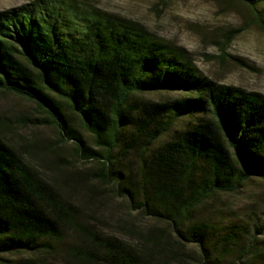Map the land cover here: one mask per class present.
Here are the masks:
<instances>
[{
    "label": "trees",
    "instance_id": "16d2710c",
    "mask_svg": "<svg viewBox=\"0 0 264 264\" xmlns=\"http://www.w3.org/2000/svg\"><path fill=\"white\" fill-rule=\"evenodd\" d=\"M237 1L264 32V0ZM226 47L221 58L251 68ZM0 93L34 105L22 127H52L89 164L48 174L0 116V264H264V217L216 205L264 182V94L202 75L182 46L79 0L0 11ZM111 198L148 224L105 229L94 211Z\"/></svg>",
    "mask_w": 264,
    "mask_h": 264
},
{
    "label": "rangeland",
    "instance_id": "374dc122",
    "mask_svg": "<svg viewBox=\"0 0 264 264\" xmlns=\"http://www.w3.org/2000/svg\"><path fill=\"white\" fill-rule=\"evenodd\" d=\"M34 0H0V11L18 7ZM83 4L97 6L99 9L132 18L146 26L157 37L182 46L190 53L200 73L221 84H232L250 92L264 94V32L251 22L249 10L237 0H79ZM264 9V3L259 9ZM242 30L231 39L229 45L224 41L229 31ZM231 56L243 59L247 68L227 57L221 58V48ZM0 116L7 117L17 124L18 143L26 144L31 156L48 174L69 177L88 168L89 164L79 161L73 145L60 144L52 127H22L17 121L24 117L38 116L34 105L23 98L0 93ZM20 125V126H19ZM30 126L29 123L26 124ZM78 192V191H77ZM71 196L76 199L84 190ZM81 199V198H80ZM217 207L224 208L233 217L246 219L250 212L264 217V182H247L244 188L233 195L220 194L216 199ZM124 200L113 199L96 215L106 218L115 231L118 218H127L140 225L148 224L136 212L128 216ZM234 215V216H233ZM103 224V226L109 225ZM264 238V236H263ZM60 264V263H53Z\"/></svg>",
    "mask_w": 264,
    "mask_h": 264
}]
</instances>
